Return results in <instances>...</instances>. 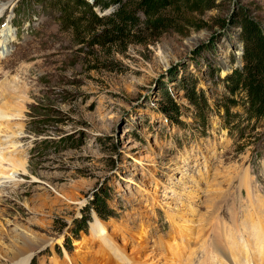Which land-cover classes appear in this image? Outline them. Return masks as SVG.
<instances>
[{
    "label": "rangeland",
    "instance_id": "obj_1",
    "mask_svg": "<svg viewBox=\"0 0 264 264\" xmlns=\"http://www.w3.org/2000/svg\"><path fill=\"white\" fill-rule=\"evenodd\" d=\"M162 13L169 28L109 48L77 43L37 0H0V87H11L0 106L28 92L16 135L0 134L3 156L24 162L0 188L3 257L23 234L37 248L29 264H111L109 243L172 264L181 240L182 259L205 240L210 260L194 264H264L262 249L243 250L264 231L239 227L264 205V121L225 107L238 23L264 30V0H179Z\"/></svg>",
    "mask_w": 264,
    "mask_h": 264
},
{
    "label": "trees",
    "instance_id": "obj_2",
    "mask_svg": "<svg viewBox=\"0 0 264 264\" xmlns=\"http://www.w3.org/2000/svg\"><path fill=\"white\" fill-rule=\"evenodd\" d=\"M37 1L58 14L56 20L60 27L70 31L77 43L87 39L92 46L110 48L131 39L140 29L157 33L169 28L171 22L162 11L179 0ZM238 24L241 62L226 76L230 98L225 107L229 115L230 107L240 105L246 122L258 125L264 121V30L248 18L241 19ZM189 99L193 101V97ZM196 105L200 106L198 102ZM96 209V213L105 218L100 209Z\"/></svg>",
    "mask_w": 264,
    "mask_h": 264
},
{
    "label": "bare ground",
    "instance_id": "obj_3",
    "mask_svg": "<svg viewBox=\"0 0 264 264\" xmlns=\"http://www.w3.org/2000/svg\"><path fill=\"white\" fill-rule=\"evenodd\" d=\"M2 49L3 48L0 47V51ZM8 88L10 89L11 87H9L8 85H6V87H0L1 93H4V91L7 90ZM16 93H17L16 91H11V94L14 95L13 99H16L15 97H17L18 99H20V101L18 100V102H16L14 100H11V101H8V102H6V103H4L3 105L0 106V134H9L11 136L12 135H16L17 131L14 130L15 126L10 122V120H12V118H17L18 119L21 116L22 110L25 107V102L23 100V96H24V94L27 95L28 92L24 91V93L20 97L18 95H16ZM3 163L9 164L11 168L9 170L6 169L3 166ZM23 167H24V162L22 160L15 159V157H12V156H8L6 158L0 152V188L2 186H4L5 184H12L13 183V179H11V178H14L13 177L14 173H16L17 169H22ZM214 193H217V192L214 191ZM0 203H1V201H0ZM262 206H263V208H261ZM245 213H247V212H245ZM251 215H252V217L254 215H256L257 218H258V222L251 220L250 224L243 223L242 225H239L240 224V222H239V224H238L239 227L242 230H244V232H246L247 229L250 230V231H247V232H253V233L254 232L257 233V232H259V230H260V232L264 231V225H263V221H264V205H261L259 210L254 212V213H252ZM251 215H250V217H251ZM262 216H263V218H262L263 221H261L262 220L261 219ZM216 225H220L221 226L222 224L221 223H218V224L216 223L215 227H216ZM188 229L190 230V227ZM216 229H217V227H216ZM200 230L201 229H199V231ZM229 230L231 231V229H229ZM16 233H17L16 231L12 230V234L14 236H15ZM197 234H199V232ZM210 234L211 235L208 237L209 239L211 238V243L209 244L210 248H211L210 250L213 249V250L219 251V248L222 247V246L220 245L221 243L220 244L218 243V240H221V238L224 237L225 233L224 232L218 233L217 230H216V231H212ZM188 235H189V233H188ZM252 235H254V234H252ZM225 236H227V234ZM256 236H257V234H256ZM261 236L264 237V233ZM261 236H258L257 238L260 239ZM212 238H213V240H212ZM214 238L217 239V240H215ZM187 242L188 241H184V240L182 241L181 240L179 242L180 244L177 243V241H176L175 244H172V246L170 248V251H171L170 253L172 255L171 256L172 257L171 260L174 261V262H171L172 264H194L193 263V256L196 253H198V252H200L202 255H204V258L203 259L201 258L203 262H205V260H210L209 259L210 255L209 254L205 255V251H204L205 243H206L205 240L201 244H196L195 248L190 251V253L187 256V258L186 259H184V258L182 259L183 251L188 248V243ZM0 243H1V241H0ZM10 244L11 245L9 247H6V248H8V250L12 248V252H11L10 257H3V254H4L3 248H0V264H29L32 256L37 251V248H32L31 243L27 242V240H26V238H25V236L23 234L16 235V239L13 240L12 242H10ZM103 246L107 250V253L111 255V260L113 262V263L110 262L111 264H155V262L153 260H151V257L148 258V256H147L146 259H144V260L142 259L141 251L144 248H135L134 251H132L131 254H128V253H126L125 249L118 248L117 246L112 245L110 243L109 244H105ZM234 246H232L233 250H236V251L240 250L239 247H234ZM246 248L248 250H246ZM260 249L263 250L262 253H261V255L263 256L264 255L263 239L259 243H254L253 249H249V247H244L243 248V250H245L246 253H247V251H249L250 253L258 252V250H260ZM219 254L221 255V257H223L222 252H219ZM171 260H169V261H171Z\"/></svg>",
    "mask_w": 264,
    "mask_h": 264
},
{
    "label": "water",
    "instance_id": "obj_4",
    "mask_svg": "<svg viewBox=\"0 0 264 264\" xmlns=\"http://www.w3.org/2000/svg\"><path fill=\"white\" fill-rule=\"evenodd\" d=\"M89 1H91V0H89ZM241 53H242V50H241V48H240V51H239V56L241 57ZM241 62V61H240ZM240 62H239V64H240Z\"/></svg>",
    "mask_w": 264,
    "mask_h": 264
}]
</instances>
